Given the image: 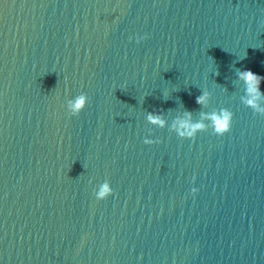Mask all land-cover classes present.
Segmentation results:
<instances>
[{
	"label": "water",
	"instance_id": "water-1",
	"mask_svg": "<svg viewBox=\"0 0 264 264\" xmlns=\"http://www.w3.org/2000/svg\"><path fill=\"white\" fill-rule=\"evenodd\" d=\"M244 70L264 0H0V264H264Z\"/></svg>",
	"mask_w": 264,
	"mask_h": 264
},
{
	"label": "clouds",
	"instance_id": "clouds-1",
	"mask_svg": "<svg viewBox=\"0 0 264 264\" xmlns=\"http://www.w3.org/2000/svg\"><path fill=\"white\" fill-rule=\"evenodd\" d=\"M145 37H140V39H143ZM239 77L245 81V83L247 84V91L248 93L252 94V93H259V84L260 81L262 79H264V76H260L256 73H254L251 70H244L239 72ZM206 93L200 96L196 97V102L197 104H202L205 100L206 97ZM247 103L249 105H252L255 107V102L253 100H248ZM85 104V97L83 95H81L80 97L77 98L75 104L73 105V111L75 113H79V111L83 108ZM264 111V110H261ZM190 115V113H189ZM149 120L153 121V122H158L161 125L164 124V121L160 119V117L158 115H152L149 114ZM183 125L185 127H187L189 130L187 132H181L180 134L182 136H188V137H192L194 135H196V133L199 130H202L204 128L203 123L201 122H196L193 123L191 125L188 124V122H182ZM231 125H232V114L230 112H223L222 115L220 116H213L212 117V126L214 129L215 134L217 135H224L225 133L229 132L231 129ZM112 189L109 188L108 184H104L102 186L101 191L99 192V196L100 197H104L106 196L109 192H111ZM197 191L196 188L192 189V192L195 193Z\"/></svg>",
	"mask_w": 264,
	"mask_h": 264
}]
</instances>
